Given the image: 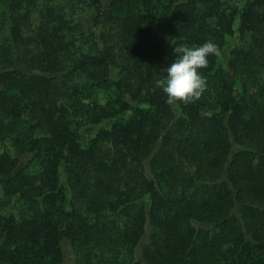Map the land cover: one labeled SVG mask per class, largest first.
Returning <instances> with one entry per match:
<instances>
[{
    "label": "trees",
    "instance_id": "1",
    "mask_svg": "<svg viewBox=\"0 0 264 264\" xmlns=\"http://www.w3.org/2000/svg\"><path fill=\"white\" fill-rule=\"evenodd\" d=\"M0 264H264V0H0Z\"/></svg>",
    "mask_w": 264,
    "mask_h": 264
},
{
    "label": "clouds",
    "instance_id": "2",
    "mask_svg": "<svg viewBox=\"0 0 264 264\" xmlns=\"http://www.w3.org/2000/svg\"><path fill=\"white\" fill-rule=\"evenodd\" d=\"M174 52L179 55L166 67V76L157 81V86L165 94L168 105L193 104L207 89L201 70L209 66V56L218 55V45L209 40L195 47H177Z\"/></svg>",
    "mask_w": 264,
    "mask_h": 264
},
{
    "label": "rangeland",
    "instance_id": "3",
    "mask_svg": "<svg viewBox=\"0 0 264 264\" xmlns=\"http://www.w3.org/2000/svg\"><path fill=\"white\" fill-rule=\"evenodd\" d=\"M37 169H38V167H37V164H35V163H31L30 166L27 167V171H28V172H31V173L37 171ZM12 199H14V197H11V198H10V197H7V198H5L6 205L11 206V201H12ZM13 213H14L16 216H19V213H18V206H15V207L13 208ZM69 262H70V261L68 260V263H69Z\"/></svg>",
    "mask_w": 264,
    "mask_h": 264
}]
</instances>
